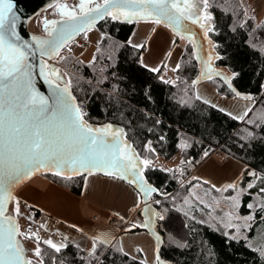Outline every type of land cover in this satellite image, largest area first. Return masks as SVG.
<instances>
[{
    "label": "trees",
    "instance_id": "1",
    "mask_svg": "<svg viewBox=\"0 0 264 264\" xmlns=\"http://www.w3.org/2000/svg\"><path fill=\"white\" fill-rule=\"evenodd\" d=\"M208 3L210 23L214 26V31L207 34L214 55L211 65L227 73L231 87L220 75L203 80L222 96H251L256 105L243 120L198 98V82L193 81L201 76L200 64L190 41L185 43L173 75L166 73L164 77V67L158 71L147 67L143 62L146 45L137 48L130 42L134 22L106 17L97 25L102 37L89 61L65 53L70 43L56 60L71 78V90L78 103L87 105L85 120L96 127L112 124L123 129L139 158L151 160L144 174L147 182L157 188L151 200L157 213L164 217L161 220L157 215L155 221V228L162 235L159 251L166 261L163 264H264L260 252L239 235V225L214 226L201 220L200 212L183 209L195 184L208 185L193 177V173L213 153L232 156L246 165L235 181L220 188L211 186L215 192L243 191L253 184L249 191L264 198V119L253 118L254 109L264 107V20L258 23L248 16L241 0ZM149 143L154 151L149 150ZM177 153L184 182L174 177L172 170L153 164L158 157L171 159ZM253 172L255 175H251ZM43 175L77 195L83 193L84 175L70 179ZM233 183L236 188L227 187ZM244 196L246 201L252 198L251 194ZM242 205L247 212L246 204ZM26 207L36 215L40 213L36 207ZM255 211L252 227L264 221V205ZM119 219L113 215L110 220L123 227ZM233 220L241 218L234 214ZM233 236L237 238L232 239ZM30 239L37 241L35 237ZM37 247L41 249L43 264H83L90 259V264H148L144 257L131 256L115 245L98 250L93 257L73 243L56 252L40 239Z\"/></svg>",
    "mask_w": 264,
    "mask_h": 264
},
{
    "label": "snow or ice",
    "instance_id": "2",
    "mask_svg": "<svg viewBox=\"0 0 264 264\" xmlns=\"http://www.w3.org/2000/svg\"><path fill=\"white\" fill-rule=\"evenodd\" d=\"M208 7V0H79L78 5L71 7L59 4L57 8L64 21L63 25L57 28L58 21L45 19L47 37L33 36L34 47L23 40L17 31L19 18L13 12L12 0H0V264H34L32 259L27 258L26 249L18 237H35L38 242L40 237L31 230L22 232L14 216L8 214L7 205L14 201V212L16 215L20 214V202L12 189L35 172L50 171L56 176L69 179L71 175L102 172L114 179L126 180L136 185L145 195L157 191L143 175L144 169L151 165V160L139 158L126 140L123 129L114 128L112 124L98 127L89 124L84 119L86 113L71 94V78L59 68L49 65L43 57L54 59L62 48L68 46L73 35L85 29L91 30L96 20L105 17L128 22L144 20L156 25L164 24L177 36L181 35L182 30L191 32L185 23L191 21L204 29V35L207 36L208 32L214 31ZM189 40L195 44L193 35L189 36ZM134 47L142 48L144 44ZM36 52L41 57L38 73L35 71L36 66L29 61V56H34ZM196 58L200 59L199 56ZM215 58L220 59L219 56ZM212 59L213 56L209 55L208 60ZM152 71L158 69L153 68ZM213 72L217 76L222 74L209 68L193 84L204 76L212 79ZM35 75L43 77L49 84L52 92L50 97L37 90ZM225 82L231 87L229 77H225ZM232 90L236 96H241L240 92ZM243 98L252 99L251 96ZM246 114L247 112L244 113ZM244 115L236 118L243 120ZM148 147L154 151L150 143ZM253 186L248 185L249 188ZM227 187L236 188V184H229ZM238 195L239 193L237 197H232L237 207ZM156 203L159 204L160 201ZM248 207L252 208L253 205ZM144 211L150 213L151 207H146ZM155 215L164 219L159 213ZM143 226L147 227L148 224ZM100 239L101 237H95L94 241ZM157 239L160 237L157 236ZM43 243L56 252L67 247L65 243H54L50 239ZM95 251L94 244L90 254ZM158 251L159 247L157 253ZM257 251L264 257V249ZM34 255L41 256L39 247L35 248ZM39 264H42V260ZM157 264H163L158 254Z\"/></svg>",
    "mask_w": 264,
    "mask_h": 264
},
{
    "label": "rangeland",
    "instance_id": "3",
    "mask_svg": "<svg viewBox=\"0 0 264 264\" xmlns=\"http://www.w3.org/2000/svg\"><path fill=\"white\" fill-rule=\"evenodd\" d=\"M210 0H208L209 2ZM246 14L255 19L256 22L261 23L264 20V0H241ZM67 3L70 7L79 4V0H57L53 4L49 5L45 9L41 10L35 17L34 20L38 24H44V19L49 18L52 20H57L61 17L57 13V5ZM207 11L211 14L210 10ZM212 16V14H211ZM135 23V32L130 38V42H139L147 33V29L150 31L146 34V37L150 34L153 28V22L140 20ZM164 25V24H162ZM165 26V25H164ZM167 27V26H166ZM167 31L174 37L178 38V42H188L189 36L181 34L177 36L170 27H167ZM102 37V32L98 29L97 25L92 26L91 30H86L81 35L72 40L67 47L65 53L71 52L76 57L81 58L85 61H89L96 49L97 43ZM210 41V40H209ZM163 42L160 41L156 47V51L162 50ZM148 47V44L145 47V51ZM212 44L210 43V48ZM70 49V51H69ZM63 49L61 50L62 53ZM144 51V52H145ZM60 54V53H59ZM59 55L56 56V58ZM56 58L52 59L49 62V65H52L56 68H59ZM62 73L63 70L59 68ZM167 74L173 75V71L167 68ZM164 72V77L166 76ZM253 118L264 119V107L259 106L254 109ZM180 154L177 153L171 159H166L164 157H158L153 161V164L168 170L178 169ZM84 190L82 198L84 201H92L94 198L91 188L96 185L94 181L98 175L95 173L93 175H84ZM249 187L239 191L230 192V191H219L215 192L211 186L203 185L200 183L195 184L191 189V195L187 200L186 204L183 206V209L189 213L200 212L199 218L206 223L212 224L214 226H224L229 228L228 225H239L242 228V231L239 232V235L246 240V243L255 249L264 247V221L259 222L255 227H252L253 220L255 219L254 213L256 209H259V206L264 205V198L258 196L255 192L249 191ZM137 190V189H135ZM138 192V190H137ZM238 195V207L236 201L232 200V197H237ZM92 194V195H91ZM139 194V193H138ZM245 194H251L252 198L245 200ZM80 196V195H79ZM140 197V194H139ZM141 198V197H140ZM139 198V199H140ZM242 203L246 204L247 212L243 210ZM108 205V201L106 203ZM253 205L252 208H249L248 205ZM15 202L11 201L9 205L8 214L14 215L18 220L19 228L22 232L31 230V232L36 233L42 241L52 240L54 243H64L62 240L63 233L57 226H49L42 223L43 220H38L37 215L28 210L25 204H20V214L16 215L14 212ZM237 214L240 216L241 220H233V215ZM95 215V218L93 219ZM88 216L91 220L97 222V225L100 224L99 221L102 216L95 211L88 212ZM251 217V219H249ZM135 221L126 222L125 226L122 228L118 224H110L106 218V223L98 225L96 229H90L89 227L82 230L81 241L85 245L87 239H90L89 235L92 236V242L89 246H80L73 242L81 249H85L90 257H93L91 250L95 244L98 245L95 253L100 249H106L111 245L120 247L127 254L134 257H144L148 264H157V247H156V238L143 226L145 225V220L142 216V213L136 217ZM96 219V220H95ZM133 225H136L133 227ZM59 234V237H53V233ZM95 237H101L100 240L94 241ZM105 238L107 242H105ZM21 240L24 248L26 249V256L29 259H32L34 264H39L41 261L40 257L34 255V250L37 248V241L33 239H26L24 237H18ZM67 243V242H66ZM65 243V244H66ZM72 243V242H68ZM67 243V244H68ZM91 259L87 263L90 264ZM43 264V263H42ZM59 264H68L66 262H61Z\"/></svg>",
    "mask_w": 264,
    "mask_h": 264
},
{
    "label": "crops",
    "instance_id": "4",
    "mask_svg": "<svg viewBox=\"0 0 264 264\" xmlns=\"http://www.w3.org/2000/svg\"><path fill=\"white\" fill-rule=\"evenodd\" d=\"M149 31L147 29L146 34ZM146 34L139 42L133 43V45L148 44L146 51L143 53L145 65L150 69L156 68L158 70L164 67L165 73L168 71L167 68L170 71L174 70L183 54L185 42L180 43L178 38L174 39L167 31V27L162 24H153L148 37H146ZM160 41H164L163 48L156 51ZM196 92L202 100L219 109H224L225 112L231 113L234 117L244 115L247 112L244 115V118H246L256 105V101L253 99L246 100L243 97L229 98L222 96L203 79L198 81ZM245 167V164L232 156L213 153L194 171L193 177L205 181L208 186L220 188L224 184L235 181L244 172ZM95 174L98 175L94 180L96 185L91 188V191L94 198H96L91 202L84 201L82 195L79 196L62 188L43 174L33 176L20 186L15 193V197L20 204L30 205L39 209L40 213L37 214V217L38 220H43V224L49 226L58 225V228L63 233L62 240L64 243L74 242L80 246L87 247L92 242L91 238L93 235H89L90 239H87L84 245L81 241L82 230L88 227L96 229L99 227L98 225L106 223V220L110 224H114L110 220L113 215L118 216L121 219L118 222L124 223L125 226L126 222L137 220L136 217L139 213H142L140 210L143 208L142 197L140 195V198L138 194L139 191L137 192L136 188L126 180ZM107 201L108 205L106 204ZM91 211L98 212L102 216L99 221L100 224L97 225V222L91 220L88 216V212ZM104 218H106L105 221ZM53 237H59V234L54 232ZM95 248H98L97 244Z\"/></svg>",
    "mask_w": 264,
    "mask_h": 264
},
{
    "label": "water",
    "instance_id": "5",
    "mask_svg": "<svg viewBox=\"0 0 264 264\" xmlns=\"http://www.w3.org/2000/svg\"><path fill=\"white\" fill-rule=\"evenodd\" d=\"M55 1H57V0H12L13 12L19 18L17 21V31L23 40L27 41L30 44H33L34 47H35V41L32 40L33 36H40V37H45V38L47 37V32L45 31V25L36 23V21L34 20V17L41 10H43L46 7H48L49 5L53 4ZM65 4H67V3H65ZM57 13L60 14V12L58 10H57ZM46 19L48 21H52V19H49V18H46ZM104 19L96 20L93 26L98 25ZM56 21H58V24L56 26L57 28L62 26L64 23V21L61 19V17L59 19H57ZM185 23L191 29V32H187V31L182 30L181 34L186 35V36L193 35L195 37V44H194L195 50H196L197 56L200 57V59H199L200 73H202V72L206 73L208 71V69L211 68V69H214L216 71H220L222 73L220 76H223L224 78L228 77L227 73L224 70L213 67L211 65L212 60L211 61L208 60L209 55L213 56V58H214V55H213V52L211 51V48H210L209 39L207 36L204 35V29L200 28L199 25L193 24L191 21H186ZM86 30L87 29H85L84 31H81L79 34L73 35V37L69 41V43L72 40H74L76 37L81 35L83 32H85ZM53 35H55V33H53ZM61 50H60V52H61ZM43 59L45 61H47V63L49 64V62L53 58H50L49 56H44ZM29 61L33 65L36 66L35 71L38 73L39 72V64L41 62V57H40L39 52H36V54L34 56H29ZM212 75L215 76V73L213 72ZM204 78H207V76H204L201 79H204ZM34 82H35V86L39 92H41L42 94H44L46 96H49V97L51 96V94H52L51 87L44 80L43 77H41L39 75H35ZM71 94L74 96L72 90H71ZM76 102L78 103L77 99H76ZM94 127H96V126H94ZM96 173L105 175L102 172H96ZM39 174H54V173L50 172V171L35 172L33 175L30 176V178L22 179L17 185H15L12 189L13 194L15 195V193L20 188V186H22L24 183H26L29 179H31L33 176L39 175ZM86 174L87 173H84L82 175H86ZM143 175L146 178L144 172H143ZM77 176H81V175H71V177H77ZM149 185H151V184H149ZM151 186L157 190V188L155 186H153V185H151ZM134 187L138 191L141 192L142 203H143L142 215L144 217L145 224L146 223L148 224V226L145 228L156 238V247H159V250H160V245L162 242V235L155 228V221H156V216H157L155 214L157 213V211H156V208H155V206L151 200L152 195L156 191L151 192L149 195H145V193H143L136 185H134ZM10 202L7 205L8 210H9ZM148 206L151 207V212L145 213L144 209ZM149 217L151 218L150 221H149ZM14 218H15V221L18 223L17 218L15 216H14ZM157 236L160 237L159 240L157 239ZM157 254L159 255L160 261H162L163 263H166V261L161 257L160 251H158Z\"/></svg>",
    "mask_w": 264,
    "mask_h": 264
},
{
    "label": "built area",
    "instance_id": "6",
    "mask_svg": "<svg viewBox=\"0 0 264 264\" xmlns=\"http://www.w3.org/2000/svg\"><path fill=\"white\" fill-rule=\"evenodd\" d=\"M81 107L83 108V111L85 113H87V105L83 103V104H81ZM172 174L174 177H176L178 180H180L182 182H184L186 180V178L177 169H173Z\"/></svg>",
    "mask_w": 264,
    "mask_h": 264
}]
</instances>
